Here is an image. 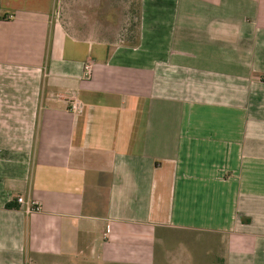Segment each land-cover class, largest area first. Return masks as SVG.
Here are the masks:
<instances>
[{"label": "crops", "instance_id": "crops-1", "mask_svg": "<svg viewBox=\"0 0 264 264\" xmlns=\"http://www.w3.org/2000/svg\"><path fill=\"white\" fill-rule=\"evenodd\" d=\"M0 14V264H149L172 232L264 264V0Z\"/></svg>", "mask_w": 264, "mask_h": 264}, {"label": "rangeland", "instance_id": "rangeland-1", "mask_svg": "<svg viewBox=\"0 0 264 264\" xmlns=\"http://www.w3.org/2000/svg\"><path fill=\"white\" fill-rule=\"evenodd\" d=\"M214 242H195V239L185 234L169 233L166 240L158 239L149 264H222L216 255ZM85 260H80L78 264H102L99 260L90 263ZM76 263L70 261L67 264Z\"/></svg>", "mask_w": 264, "mask_h": 264}, {"label": "built area", "instance_id": "built-area-1", "mask_svg": "<svg viewBox=\"0 0 264 264\" xmlns=\"http://www.w3.org/2000/svg\"><path fill=\"white\" fill-rule=\"evenodd\" d=\"M90 73H91V70H90V68L88 66L87 67V71H86L87 76H89ZM77 108H78V105L76 103H73L71 105V109L76 110ZM17 202H19V203H25L27 205L26 206V211H28V212H30V211H32L34 209H39V206L36 205V203H34V202H32V203L31 202H26V200L23 197H21V196H19L17 198Z\"/></svg>", "mask_w": 264, "mask_h": 264}, {"label": "trees", "instance_id": "trees-1", "mask_svg": "<svg viewBox=\"0 0 264 264\" xmlns=\"http://www.w3.org/2000/svg\"><path fill=\"white\" fill-rule=\"evenodd\" d=\"M6 17H8V15H1L0 14V19H4V18H6ZM8 208H14V207H17L18 205L17 204H14V203H7V205H6Z\"/></svg>", "mask_w": 264, "mask_h": 264}]
</instances>
